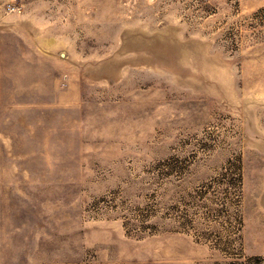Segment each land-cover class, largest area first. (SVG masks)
Segmentation results:
<instances>
[{
    "label": "rangeland",
    "instance_id": "374dc122",
    "mask_svg": "<svg viewBox=\"0 0 264 264\" xmlns=\"http://www.w3.org/2000/svg\"><path fill=\"white\" fill-rule=\"evenodd\" d=\"M0 264H264V0H0Z\"/></svg>",
    "mask_w": 264,
    "mask_h": 264
},
{
    "label": "built area",
    "instance_id": "2783aa9c",
    "mask_svg": "<svg viewBox=\"0 0 264 264\" xmlns=\"http://www.w3.org/2000/svg\"><path fill=\"white\" fill-rule=\"evenodd\" d=\"M7 9H8L9 11H14V10H16V5H15V3L9 2V3L7 4Z\"/></svg>",
    "mask_w": 264,
    "mask_h": 264
}]
</instances>
